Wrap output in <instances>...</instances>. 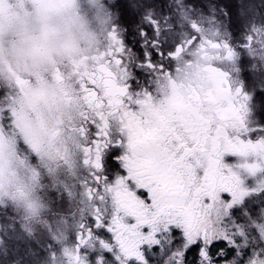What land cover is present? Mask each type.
Listing matches in <instances>:
<instances>
[{
  "label": "snow or ice",
  "instance_id": "6c2138e0",
  "mask_svg": "<svg viewBox=\"0 0 264 264\" xmlns=\"http://www.w3.org/2000/svg\"><path fill=\"white\" fill-rule=\"evenodd\" d=\"M94 8L51 86L0 67V264H264V0Z\"/></svg>",
  "mask_w": 264,
  "mask_h": 264
},
{
  "label": "flooded vegetation",
  "instance_id": "af4514ba",
  "mask_svg": "<svg viewBox=\"0 0 264 264\" xmlns=\"http://www.w3.org/2000/svg\"><path fill=\"white\" fill-rule=\"evenodd\" d=\"M36 3V0H4L5 7L0 9V25H2V27H0V46H3L0 54V67L6 70L8 66H11L19 73L22 79L29 82L40 80L51 86L54 83V69L62 70L65 67L68 53L61 56L63 52V50H61V54L57 55V57H53L49 41H40V33H35L34 35L38 38V41H35V49L33 48L32 51L37 55V58L33 59L30 66L22 68L19 62L20 51L19 49L18 51L14 49L16 45L20 46L22 43L19 28L20 24L39 23V26L42 25L36 12ZM52 19L53 13H50L47 17V23L49 25H52ZM24 40L25 42L23 43L26 45V39ZM97 40L96 44L100 43V36ZM82 42L83 43L80 44V51L90 48V46H86L84 39H82ZM9 83L6 73L0 71V92L5 91ZM20 175L21 178H23V171H21ZM2 199L6 201L8 198L3 197ZM9 201L11 200L9 199L7 202Z\"/></svg>",
  "mask_w": 264,
  "mask_h": 264
},
{
  "label": "rangeland",
  "instance_id": "374dc122",
  "mask_svg": "<svg viewBox=\"0 0 264 264\" xmlns=\"http://www.w3.org/2000/svg\"><path fill=\"white\" fill-rule=\"evenodd\" d=\"M37 2V0H36ZM68 3L72 5L71 8L66 9L62 12H52L53 19L52 25L56 29V36L54 39L49 40L51 44V54L53 57L61 54L64 56L69 52L64 48L63 41L70 38L74 49L81 50L80 44L83 43L82 39L86 42V46H93L97 43V38L100 36L101 41L103 38L102 25L97 19L96 11L94 8V0H67ZM102 2V0H100ZM79 18L83 22V29L78 27L74 23V19ZM39 23H22L20 24V37L21 44L20 46H15L14 49L20 51V65L21 67H26L31 65V62L34 58H37L32 51L35 49V41H38V38L34 35L35 33H40L42 25L39 26ZM239 35V34H237ZM26 39V45L23 43ZM100 41V42H101ZM0 54L2 52L3 46H0ZM13 47V46H12ZM53 48V50H52ZM56 59V58H54ZM43 179V178H42ZM34 194L41 196L43 198L46 195L44 188H38L34 191ZM9 199H6V203H0V208L10 207L13 211H16V206L12 201L7 202ZM20 215H22L19 212Z\"/></svg>",
  "mask_w": 264,
  "mask_h": 264
},
{
  "label": "clouds",
  "instance_id": "9594fccd",
  "mask_svg": "<svg viewBox=\"0 0 264 264\" xmlns=\"http://www.w3.org/2000/svg\"><path fill=\"white\" fill-rule=\"evenodd\" d=\"M24 211H25V209L23 208V207H21L20 209H19V212L23 215V213H24ZM21 215V216H22Z\"/></svg>",
  "mask_w": 264,
  "mask_h": 264
}]
</instances>
